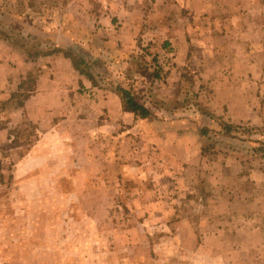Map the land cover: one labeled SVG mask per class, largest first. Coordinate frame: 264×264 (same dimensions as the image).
<instances>
[{
    "label": "rangeland",
    "instance_id": "374dc122",
    "mask_svg": "<svg viewBox=\"0 0 264 264\" xmlns=\"http://www.w3.org/2000/svg\"><path fill=\"white\" fill-rule=\"evenodd\" d=\"M133 1L0 0V264H264V0Z\"/></svg>",
    "mask_w": 264,
    "mask_h": 264
},
{
    "label": "trees",
    "instance_id": "16d2710c",
    "mask_svg": "<svg viewBox=\"0 0 264 264\" xmlns=\"http://www.w3.org/2000/svg\"><path fill=\"white\" fill-rule=\"evenodd\" d=\"M76 51H78V48L75 46L69 47L66 49L56 47V48L50 49L49 51L42 53V54L35 53V55H33L32 57L37 58L39 56H50V55H54L57 53L62 54V56L65 59H67L71 62L72 68L80 76L86 77L87 79H89L91 84L96 86L97 82L95 81L93 74H92V71L90 69V67L91 68L93 67L92 65L96 64V60L93 58H90L88 56L85 57L81 53H76ZM115 92L118 95V97L121 101L122 108L125 112L131 113L135 117H139L142 119L150 116L149 110L143 104L140 103L138 98L129 89H125V88H122L120 86H116ZM22 105L23 104L21 102L18 103V107H21ZM27 127H29V125H27ZM224 127H225L226 132H230V129H231L230 126L225 125ZM201 134L204 135L205 132L201 131ZM10 137H12L11 133H9V138ZM17 147H19L18 144H17ZM20 147H21V145H20ZM2 151H3V149H0V152H2Z\"/></svg>",
    "mask_w": 264,
    "mask_h": 264
},
{
    "label": "crops",
    "instance_id": "0c3cea01",
    "mask_svg": "<svg viewBox=\"0 0 264 264\" xmlns=\"http://www.w3.org/2000/svg\"><path fill=\"white\" fill-rule=\"evenodd\" d=\"M135 2H136V0H134L132 4H134ZM121 9H123V11H124L123 16H127V18L129 19V21L125 22V23H141L140 21H136L137 18L139 17V15H138V13L133 12L134 11L133 8H129V7L128 8H122L121 7ZM107 11L109 12V14L104 12L101 16L97 17L98 20L95 21L94 32L97 36H101L100 34L102 33L103 36H109V38H111L113 36V31H114V34H117V31H115V28L118 29V34H119V30L121 31V29H125L126 26L124 25V23H121L122 21L119 17H115L117 12H119L120 10H116L110 6L107 9ZM123 19H124V17H123ZM116 20H117V22H116ZM118 24L119 25L121 24L122 28L121 27L119 28L117 26ZM62 36H64V35H62ZM106 38L107 37H104L105 40H106ZM129 40L131 41V35L129 34V31H128V34H122L120 36V42H121L120 45L122 43L127 45ZM60 58L63 61L65 60L63 57H56V59L54 58V60L51 57L49 60H51L52 65H54V64H57L58 61H60Z\"/></svg>",
    "mask_w": 264,
    "mask_h": 264
}]
</instances>
